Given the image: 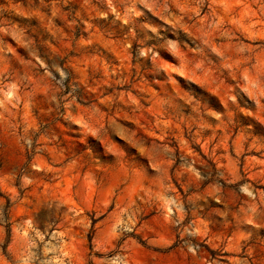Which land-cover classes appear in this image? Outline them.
<instances>
[{
	"label": "rangeland",
	"instance_id": "rangeland-1",
	"mask_svg": "<svg viewBox=\"0 0 264 264\" xmlns=\"http://www.w3.org/2000/svg\"><path fill=\"white\" fill-rule=\"evenodd\" d=\"M0 264H264V0H0Z\"/></svg>",
	"mask_w": 264,
	"mask_h": 264
},
{
	"label": "trees",
	"instance_id": "trees-1",
	"mask_svg": "<svg viewBox=\"0 0 264 264\" xmlns=\"http://www.w3.org/2000/svg\"><path fill=\"white\" fill-rule=\"evenodd\" d=\"M133 54L135 55V53L133 52Z\"/></svg>",
	"mask_w": 264,
	"mask_h": 264
}]
</instances>
